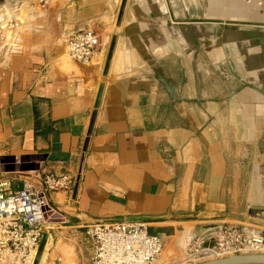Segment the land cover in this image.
<instances>
[{
	"label": "crops",
	"instance_id": "0c3cea01",
	"mask_svg": "<svg viewBox=\"0 0 264 264\" xmlns=\"http://www.w3.org/2000/svg\"><path fill=\"white\" fill-rule=\"evenodd\" d=\"M120 4L24 8L29 35L0 44V179L18 190L73 178L50 194L63 215L49 233L54 264H90L84 231L96 220L142 223L173 263L184 253L191 264L208 227L264 204V0H126L117 26ZM84 30L100 44L80 64L66 43Z\"/></svg>",
	"mask_w": 264,
	"mask_h": 264
},
{
	"label": "built area",
	"instance_id": "2783aa9c",
	"mask_svg": "<svg viewBox=\"0 0 264 264\" xmlns=\"http://www.w3.org/2000/svg\"><path fill=\"white\" fill-rule=\"evenodd\" d=\"M48 0H39L46 3ZM100 44L99 36L84 30L73 34L66 43L67 57L80 64L89 63ZM73 178L45 175L40 188L28 181L15 190L0 179V264H32L43 234L63 222V215L50 200L53 192H69ZM91 245L90 264H154L164 250L163 239L149 232L142 223L96 220L85 226ZM212 239L209 250L214 259L234 254H264V231L251 225H217L213 235L198 240L200 245ZM58 262V261H57Z\"/></svg>",
	"mask_w": 264,
	"mask_h": 264
},
{
	"label": "water",
	"instance_id": "95a60500",
	"mask_svg": "<svg viewBox=\"0 0 264 264\" xmlns=\"http://www.w3.org/2000/svg\"><path fill=\"white\" fill-rule=\"evenodd\" d=\"M0 1H4V0H0ZM23 1H26V0H12L13 8L17 9L19 4ZM27 1L31 2L32 0H27ZM125 3H126V0H121V4H120L118 16H117V22H116L117 26H119V24H120L121 17L123 14V10L125 7ZM115 39H116L115 36H113L110 40V44H109V48H108L107 56H106V61H105V66H104V71H103L104 76H106V73H107V68H108L109 61L111 59V55L113 52V47L115 44ZM102 89H103V84L101 83L98 87L97 95L95 98V102H94V106H93L94 110L91 114L89 126H88L87 133H86V139H85V142L83 145V151H85V149H86L88 137L91 134L94 119H95L96 112H97V109L99 107V103H100V99H101ZM12 159L13 158H2L1 163L4 164L5 162L11 161ZM21 159H24V158H21ZM12 169H13L12 166H7V165L1 166L2 171H9ZM243 216L244 217L246 216L245 219L250 220L252 222L264 224V221H262V220H264V205L249 204L248 208L246 209V215H244V213H243ZM259 219H262V220H259ZM216 229H217V225H212V226L208 227L207 233L204 234L202 237H204L206 235H213V233L216 231ZM47 238H48L47 234L42 235L41 240L39 242V246H38L36 255H35V258H34L32 264H38L39 263L43 249H44L45 244L47 242ZM195 240H197V237L193 236L191 238V242H190V244H188V246L191 245V243ZM214 247H215V244H214V241L212 239L203 241L200 245V249L202 250V252H200L198 254V258L199 259L202 258V259H200L199 262L191 263V264H264V254H234V255L223 257V258H218V259H211V260L203 259L205 256H207V252L205 251V249H213ZM159 257H160V255L156 258V260Z\"/></svg>",
	"mask_w": 264,
	"mask_h": 264
},
{
	"label": "rangeland",
	"instance_id": "374dc122",
	"mask_svg": "<svg viewBox=\"0 0 264 264\" xmlns=\"http://www.w3.org/2000/svg\"><path fill=\"white\" fill-rule=\"evenodd\" d=\"M4 1H8V2H10L11 3V5H12V0H4ZM4 1H0V5L1 4H4ZM24 3V2H23ZM22 3V4H23ZM28 3V5H30V6H32V7H34L35 9H36V13L34 12L33 13V15H35V14H37L39 11L38 10H40L41 9V7L42 6H44L46 3H42V2H39V0H33V1H31V2H27ZM22 4L20 5V8L17 10V11H15L14 9L13 10H11V12L9 11V10H2L1 11V13L3 14V15H6L7 17H5V19H3L2 20V17H3V15H1L0 16V44H3L4 42H6V43H8V44H12L13 42H16V40H17V38H21V39H24L26 36H28L29 35V32L28 31H26V30H24L22 27L24 26V24L26 23V21H27V19L31 16L32 17V15H29L27 18H26V20L25 19H23V21L24 22H18V20H20L21 19V17H20V15H22L23 13L22 12H25V9H23V7H22ZM12 7H13V5H12ZM38 8V9H37ZM20 9H22V10H20ZM20 10V11H19ZM22 11V12H21ZM20 12V13H19ZM18 13H19V15H18ZM8 15H10V16H8ZM13 16H15L16 17V23L18 24L19 23V28H18V26H17V24H16V27L13 29L12 27H11V25L9 24V20L11 19V17H13ZM19 16V17H18ZM24 16V15H23ZM25 17V16H24ZM9 18V19H8ZM20 18V19H19ZM7 19V20H6ZM6 22H5V21ZM4 22V23H3ZM20 29H22L21 31H20V33H19V30ZM66 58H68V57H66ZM69 59V58H68ZM257 178L259 177V173H257V176H256ZM261 194H260V192L258 193V194H256V196L254 197V199H261ZM252 204V203H251ZM255 205V204H254ZM262 205H264V204H262ZM244 215H246V210H245V212H244ZM246 217V216H245ZM245 217L244 218H242V219H238V218H233V220H226L224 223L225 224H243V225H251V227H253V228H255V229H257V230H260V231H264V224H262V223H256V222H252V221H250V220H247V219H245ZM259 220H262V219H259ZM262 221H264V220H262ZM215 223H218V224H221V223H219V222H215ZM214 222H213V224H215ZM55 226V225H54ZM177 238V237H176ZM169 248H170V246H168ZM167 247V248H168ZM167 248H165L163 251H166L167 250ZM188 248V247H187ZM190 248H191V246H190ZM48 251H49V244H48V249H47V254H46V259H45V261L42 263V264H54L53 263V261L52 260H47L48 258H47V256H48ZM184 254V253H183ZM183 254H178V259H177V262L178 263H180V264H186L185 263V261H184V255ZM190 255L188 256V258H189V260H190V263H196V262H199L200 261V259L198 258V253L197 252H190L189 253ZM161 255H163L162 253L160 254V257H161ZM165 255L167 256V254L165 253ZM183 255V256H182ZM160 257L158 258V260L156 261V262H159V259H160ZM167 259V260H166ZM166 259L164 260V262L162 263V264H175V263H173V259H172V257L170 258L169 257V255H168V257H166ZM210 259H212V258H208L207 260H210ZM56 263H58V262H56ZM63 264H66L64 261H63ZM177 264V263H176ZM188 264V263H187Z\"/></svg>",
	"mask_w": 264,
	"mask_h": 264
},
{
	"label": "bare ground",
	"instance_id": "6f19581e",
	"mask_svg": "<svg viewBox=\"0 0 264 264\" xmlns=\"http://www.w3.org/2000/svg\"><path fill=\"white\" fill-rule=\"evenodd\" d=\"M33 1V0H32ZM24 2V3H23ZM23 2H21L20 4H19V6H18V8L17 9H14L15 11H17L18 9H19V7H20V5L22 4L23 5V9L25 8V9H27L28 10V12H34V10H36V9H34V7H31L30 5H28V3L27 2H29V1H23ZM38 9V8H37ZM20 10H22V9H20ZM19 10V11H20ZM22 12V11H21ZM20 13V12H19ZM19 13H18V15H19ZM23 14L22 15H20V17H21V19L20 20H18V22H24L23 21V19H25L26 20V18L28 17V15H26L25 14V12H22ZM25 17H24V16ZM8 16H10V15H8ZM27 16V17H26ZM5 17H7L6 15H5ZM19 17V16H18ZM31 17V16H30ZM9 19V18H8ZM29 19V18H28ZM7 20V19H6ZM5 21V20H4ZM6 22V21H5ZM4 23V22H3ZM19 24V23H18ZM19 26V25H18ZM19 28V27H18ZM22 29H20L19 30V33H20V31H21ZM186 229H184V231H185ZM186 232V231H185ZM185 234V233H184ZM189 237H182V241L184 242V243H186L187 241H189ZM49 242H50V237L48 236V238H47V242H46V244H45V247H44V249H43V252H42V255H41V258H40V261H39V263L38 264H42L44 261H45V259H46V254H47V249H48V244H49ZM191 242V241H190ZM190 242H189V244H190ZM67 248V247H66ZM207 252V256H205L203 259H208V258H212V259H214L213 257H212V254H211V252L209 251V250H207L206 251ZM70 253V250L69 249H67V255ZM165 253H166V251H162V254L163 255H161V257H160V259H159V262H157V263H160V264H162L163 262H164V260L166 259V255H165ZM36 255V254H35ZM66 255V256H67ZM228 256H230V255H228ZM176 257V256H175ZM178 257V256H177ZM226 257V256H225ZM223 258V257H222ZM176 259V258H175ZM200 259H202V258H200ZM158 260V259H157ZM157 260H155V263H156V261ZM167 260V259H166ZM211 260V259H210ZM176 264V263H175ZM179 264V263H178Z\"/></svg>",
	"mask_w": 264,
	"mask_h": 264
},
{
	"label": "trees",
	"instance_id": "16d2710c",
	"mask_svg": "<svg viewBox=\"0 0 264 264\" xmlns=\"http://www.w3.org/2000/svg\"><path fill=\"white\" fill-rule=\"evenodd\" d=\"M164 244H165V242H164Z\"/></svg>",
	"mask_w": 264,
	"mask_h": 264
}]
</instances>
